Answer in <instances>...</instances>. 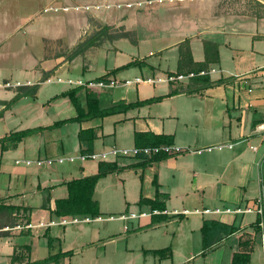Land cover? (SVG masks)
Masks as SVG:
<instances>
[{"label": "crops", "instance_id": "0c3cea01", "mask_svg": "<svg viewBox=\"0 0 264 264\" xmlns=\"http://www.w3.org/2000/svg\"><path fill=\"white\" fill-rule=\"evenodd\" d=\"M246 1L248 7L256 11L252 15L235 17L216 13L217 0H196L193 5L187 1L180 3L181 7L192 9L190 17L179 18L184 26L190 27L178 32L176 44L168 46L167 53H174L179 44L188 40L192 60L199 63L202 61L201 41L218 45V64L210 65L197 76L170 75L175 70V52L172 70L166 59L160 63L161 57L155 64L144 61L145 65L136 67L138 73L131 66L114 72L107 82H97L104 85L101 88L93 83L95 79L140 59L110 69L99 67L98 75L86 79L84 84L66 77V84L73 87L60 93L77 86L93 88L97 90L100 110L150 99L156 101L111 116L65 124L57 129L73 126L71 134L48 141L50 147L44 146L42 133L57 129L34 133L0 150V264H9L13 249L22 246L27 247L28 252L21 254L20 264L53 257L55 260L46 264H71L70 259L78 255L79 249L83 250L100 232H108L107 223L114 220L113 212L119 214L115 220L121 222L122 232L128 233L129 239L136 237L139 240L134 249L128 248L129 252H139L134 253L131 262L231 264L232 255L239 252L247 255V264H264V250H261L259 238L260 232L264 238V195L257 203L251 190L257 180L264 184V131L257 130L264 121V0ZM183 11L186 13L187 10ZM88 51L83 52L86 68L81 70L82 76H87L93 69L85 60ZM97 51L96 56L100 55L102 60L105 54ZM61 57L62 54L54 55L52 69L44 74L45 77L69 73L66 67L74 63V58L63 61ZM147 57L152 54L148 53ZM47 68L33 67L24 83L39 79ZM130 70H134L129 73L135 76L132 81L118 78L119 73ZM65 81L57 78L56 82ZM114 90H118L116 97ZM76 96L80 108L85 110L83 90ZM51 99L47 105L54 106L55 113L61 115L67 110L61 102L64 98ZM74 116L75 113L69 118ZM54 122L36 128H47ZM85 130L94 131L90 154L80 153L78 133ZM133 133L171 136L172 145L158 147L171 150L156 152L164 154V158L147 163L143 169L132 166L142 159L147 161L156 153L108 156L103 162H114L120 170L95 184L92 198L95 194L98 196L94 200L99 215L94 218H55L51 211L54 201L66 196L64 184L95 174L100 161L75 159L73 161L80 162L76 167L78 177L66 178L63 173L66 176L70 171H56L42 166L44 163L34 168L29 165L18 167L16 165L20 164L14 162L19 159H14L13 165L6 160V154L11 151L26 156L21 161L30 162L31 159L43 161L131 150ZM29 138L33 140L27 145L25 141ZM174 148L178 150L174 151ZM155 193L164 205L163 211H151L148 206L137 205L139 198L153 200ZM107 194L118 198L114 211ZM257 206L260 215L255 213ZM246 209L250 212H243ZM103 215L107 217L102 218ZM243 215H249V218L243 220ZM23 216L28 218L26 226ZM157 217L162 219L156 221ZM205 220L229 226L234 231L220 236L215 248L202 257L200 228ZM95 223L100 225L93 227L91 224ZM162 241L164 247H147Z\"/></svg>", "mask_w": 264, "mask_h": 264}, {"label": "rangeland", "instance_id": "374dc122", "mask_svg": "<svg viewBox=\"0 0 264 264\" xmlns=\"http://www.w3.org/2000/svg\"><path fill=\"white\" fill-rule=\"evenodd\" d=\"M63 1L0 0V100L3 102L0 104L2 112L0 137L24 129L47 126L56 120L72 117L74 110L67 98L61 101L67 106V110L61 115L54 112V106L47 105V101L49 102L61 91L73 87V85L66 84V77H69L71 81L78 79L84 84L86 79H92L98 75L99 67L110 69L137 58L140 60L134 62L150 61L155 64L161 57L160 63L162 64V60L166 59L172 70L174 65L172 56L176 50L174 53L169 51L167 53L165 49L171 44H176L179 31H182L183 28L188 29V25L184 26L179 18L187 15L190 17L192 14L190 6L189 8L181 7L180 3L187 1L193 5L196 2V0H181L179 2L162 0L161 3H152L150 6H146L144 4L146 0ZM217 2L216 13L222 12L226 17L242 14L252 15L256 11V9L248 7L246 0H217ZM137 3L141 4L140 7H136ZM126 4H130V8H126ZM94 5H98L99 9L89 8L85 11L82 8ZM104 5H108V8L102 9ZM64 7L67 10L63 11ZM53 8H55V12L50 10ZM73 8H77V10ZM183 10H187L186 13ZM94 12L99 14L94 15ZM99 17L105 18L102 20ZM99 26L109 27L107 34L110 37H120L121 39L108 42L102 40L98 47L88 49L85 60L87 59V64L93 69L87 76H82L81 73V70L86 68L83 53H81L74 57L73 64L66 67V71H69L68 76L58 74L45 77L44 74H48L52 69L51 63L54 55L62 54L63 61L66 59L69 61L71 58L66 54H69L70 50H74L78 42L93 36ZM97 50L105 54L102 60H100V55L96 56V53L99 52ZM148 53L152 54V57H147ZM38 66L41 68L48 66L47 71L42 72L39 79L24 83L25 79L30 76L29 70ZM133 71H124L129 76L121 72L118 74V78L123 81L124 77L132 81L135 76L129 73H133ZM135 72L138 73L137 68ZM57 78L65 82L57 83ZM23 84L25 87L36 86L35 95L32 98H19L8 104L18 92H21L19 90L24 88ZM113 93L116 97L118 90H114ZM73 128V126H69L67 129L45 131L42 133L45 139L44 146L50 147L47 144L48 141H53L65 134H71ZM32 140L33 138H29L25 143L30 145ZM1 145L5 146L8 143L4 142ZM24 157L26 156L17 154V151L6 154V160L10 165H13L14 159L21 161ZM62 158L65 157L62 156ZM49 160L51 161L49 165L44 163L42 166L66 173L70 171V174H66V176L63 173L66 178L78 177L76 167L80 162L62 161L58 163L55 161L56 159ZM28 165L30 168L36 166L32 159ZM16 166L27 165L20 163ZM251 190L252 196H256L257 201L264 195L263 181L259 183L257 180ZM107 195H109L110 207L114 211L118 198L111 194ZM93 199H98V196L95 194ZM118 215V212L111 214L114 220L107 223L108 232H100L99 236L92 242H88L83 250L79 249L78 255L70 259L71 264H141L139 260L131 262L134 253L139 252L128 251V248L134 249L139 240L136 237L134 240L133 238L129 239V234L122 232L121 222L115 220ZM104 217L107 216L103 215L102 218ZM242 217L245 220L249 218V215ZM91 225L98 227L100 223ZM91 225L85 226L90 228ZM164 245L165 242L162 241L147 247L159 249Z\"/></svg>", "mask_w": 264, "mask_h": 264}, {"label": "trees", "instance_id": "16d2710c", "mask_svg": "<svg viewBox=\"0 0 264 264\" xmlns=\"http://www.w3.org/2000/svg\"><path fill=\"white\" fill-rule=\"evenodd\" d=\"M109 27L99 26L96 30L97 32L88 39H84L76 44V48L72 50L69 58H74L78 54L83 53L85 50L93 47H98L100 45V41H112V39H120V37H110L107 34ZM123 39V38H122ZM125 39V38H124ZM201 52H202V61L199 63H195L192 60L191 56V48L189 46V41L184 40L181 44H179L176 48V63L174 73L170 74L172 77L177 76H185L192 75L197 76L198 73L205 71L210 65H216L219 62L218 57V45L214 42L203 40L201 41ZM140 65H145L143 61L133 62L127 64L121 68L114 70L113 72L107 73L104 76H101L94 80L93 83L97 82H107L108 78L114 72L126 69L128 67H139ZM36 86L32 87H24L20 89L18 94L11 99L8 104L19 99V98H32L36 93ZM83 90L84 98H85V110L81 109L78 104V98L76 94ZM67 98L69 103L71 104L75 116L73 118H69L66 120H61L54 122L51 126L47 128H33V129H25L17 132H13L8 134L7 136L0 139V150L3 149L4 142L8 144H16L20 142L23 138L28 137L34 133L43 131V130H52L57 129L65 124L69 123H80L82 121H87L95 118H103L107 116H111L114 114L125 112L128 109L140 107L143 105L150 104L155 99L139 101L132 104L127 105H115L106 109H98V101H97V90L93 88H82L80 86L69 89L65 92L60 93L55 96L51 100ZM2 112L0 111V118ZM94 131L93 130H85L79 131L78 133V142L80 144V153L81 154H90L92 152V141L94 140ZM132 143L133 148L137 150L141 149H151L158 148L161 145L169 146L172 145L171 136H156L150 133H133L132 135ZM160 154V155H159ZM156 153L151 158H148L146 161L142 159V162L139 164L133 165L132 168H140L143 169L147 163L158 161L164 158V154ZM263 172H264V164H263ZM120 168L116 166L114 162H98L96 165V173L90 176L77 178L70 180L65 183L66 196L61 199H57L54 201V207L51 211V214L55 218H66V217H78V218H94L98 217V206L96 201L92 198L93 189L95 184L99 179L106 177L107 175L113 174L119 171ZM138 206H148L151 211H163L164 205L163 203L157 200V193L154 195L153 200H146L139 198L137 202ZM10 211H13L14 208H8ZM24 211H22V214ZM162 218L157 217L156 221L161 220ZM23 225L26 226L28 224L27 216L22 217ZM234 230L226 225L220 224L215 221L205 220L201 224L200 233H201V253L200 256H204L207 252L211 251L215 248L216 243L219 241L220 236L229 235ZM19 250V252H17ZM28 252V248L25 246L18 247L17 249H13V252L10 256L9 264H20L22 257V253ZM55 258H48L39 262L24 264H46L54 261ZM231 264H247L248 257L243 253H234L231 257Z\"/></svg>", "mask_w": 264, "mask_h": 264}, {"label": "built area", "instance_id": "2783aa9c", "mask_svg": "<svg viewBox=\"0 0 264 264\" xmlns=\"http://www.w3.org/2000/svg\"><path fill=\"white\" fill-rule=\"evenodd\" d=\"M169 1H181V0H169ZM191 1V0H190ZM162 0H146L144 2V4L146 6H150L152 3H161ZM140 3H137L136 4V7H140ZM130 4H126L125 7L126 8H130ZM118 7V6H117ZM85 11H87L89 8L93 9V10H97L99 8V6H92V7H82ZM105 8H108V6H106ZM75 10H77V8H73ZM52 11H56L55 8L53 9H50ZM64 10H67V8L64 7L63 11ZM97 87L101 88L103 87L104 85L102 83H97L96 84ZM258 131H264V121L263 123L261 124V127L257 129ZM169 150H171V148H168V147H161V148H152V149H141V150H137V149H131V150H111L110 152L108 153H103V154H97V155H86V156H77L75 158H64V159H56L55 161L60 163L62 161H67V162H72L73 160L77 159V160H80V161H83L85 159H89V160H98L100 162H103V161H106L107 160V157L108 156H115L116 154H119V155H122V156H129V155H136L137 153H143V154H146L148 152H153V153H156L158 151H163V152H168ZM174 151H177L178 149L174 148L173 149ZM206 150H210L209 148H207ZM34 162V165L36 166H39L40 164L42 163H45L47 165H49L51 163L50 160H43V161H33ZM16 164H25V165H28L30 162L29 161H15ZM259 201L257 200V203ZM243 212H250L249 209H246L244 210ZM255 213L260 215L261 214V210L259 208V206L256 207L255 209ZM72 222H75V220H72ZM61 224H64V222L62 221ZM259 227L262 228V224L259 223ZM259 238H260V247H261V250H264V238H263V234L262 232H260L259 234Z\"/></svg>", "mask_w": 264, "mask_h": 264}]
</instances>
